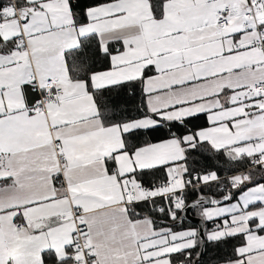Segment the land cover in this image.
I'll use <instances>...</instances> for the list:
<instances>
[{
    "label": "snow or ice",
    "instance_id": "1",
    "mask_svg": "<svg viewBox=\"0 0 264 264\" xmlns=\"http://www.w3.org/2000/svg\"><path fill=\"white\" fill-rule=\"evenodd\" d=\"M0 264H264V0H0Z\"/></svg>",
    "mask_w": 264,
    "mask_h": 264
}]
</instances>
